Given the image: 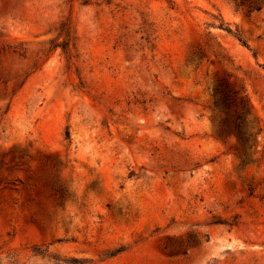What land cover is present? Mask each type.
Instances as JSON below:
<instances>
[{
	"label": "rangeland",
	"instance_id": "374dc122",
	"mask_svg": "<svg viewBox=\"0 0 264 264\" xmlns=\"http://www.w3.org/2000/svg\"><path fill=\"white\" fill-rule=\"evenodd\" d=\"M223 76L253 107L244 163L211 120ZM53 253L264 264V4L0 0V264Z\"/></svg>",
	"mask_w": 264,
	"mask_h": 264
},
{
	"label": "trees",
	"instance_id": "16d2710c",
	"mask_svg": "<svg viewBox=\"0 0 264 264\" xmlns=\"http://www.w3.org/2000/svg\"><path fill=\"white\" fill-rule=\"evenodd\" d=\"M229 2L236 9L244 8L247 13L261 10L264 4V0H229ZM218 27L233 34L242 44L246 45V40L237 28L232 29L222 19L218 23ZM57 48L60 49L67 61L76 56V35L69 22L62 21L60 23L56 36L49 41L47 52H53ZM212 103L213 110H217L211 115V120L216 127V134L223 138L230 134L236 137L237 154L241 163H244L246 148L252 146L254 137L252 128L255 123V117L252 113L253 107L247 92L243 87L232 85L227 76L218 77L212 87ZM69 135V131L66 130V137L68 138ZM40 249L39 246H35L33 251L35 254H42ZM49 257L53 260V264H95L91 258L61 256L54 253L49 254Z\"/></svg>",
	"mask_w": 264,
	"mask_h": 264
}]
</instances>
